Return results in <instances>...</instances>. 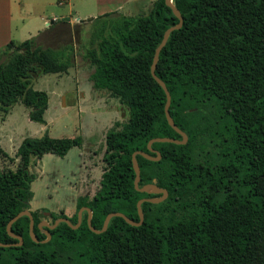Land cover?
Listing matches in <instances>:
<instances>
[{
	"label": "trees",
	"instance_id": "trees-1",
	"mask_svg": "<svg viewBox=\"0 0 264 264\" xmlns=\"http://www.w3.org/2000/svg\"><path fill=\"white\" fill-rule=\"evenodd\" d=\"M181 25L170 31L154 69L170 95L168 113L186 135L183 144L155 142L158 160L141 155L138 187L154 183L166 191L158 202L140 204L142 223L109 219L104 231L86 225V211L71 228L59 222L37 227L30 211L10 226L19 246H0V264H264V0H171ZM84 57L92 66V88L115 96L126 109L120 129L104 136L99 187L76 200L74 214L49 213L52 221L76 222L79 207L90 209V225L99 229L109 212L137 221L136 201L159 193L133 187L130 154L146 149L153 137L180 136L167 124L165 96L149 73L153 51L177 18L164 0L146 13L107 12L94 17ZM36 38L9 40L0 62V117L19 102L29 120L43 123L47 94L33 89L38 74H60L70 65L71 46L42 47ZM80 145L79 137L54 138L44 132L23 138L13 170L0 169V242L16 243L6 222L28 209L31 158L63 156ZM52 223V222H50ZM42 230L50 234L48 240Z\"/></svg>",
	"mask_w": 264,
	"mask_h": 264
},
{
	"label": "rangeland",
	"instance_id": "rangeland-1",
	"mask_svg": "<svg viewBox=\"0 0 264 264\" xmlns=\"http://www.w3.org/2000/svg\"><path fill=\"white\" fill-rule=\"evenodd\" d=\"M23 1L22 5L17 4V9H12L13 17L20 16L13 22L10 39L19 42L33 37L38 45L54 50L69 45L70 65L64 73L38 74L31 79L32 88L44 91L48 97L43 123L29 120L28 108L19 102L1 115L0 169L13 170L16 167V148L25 137H38L46 132L54 138H80V145L70 148L63 156L44 153L29 160L27 169L33 179L27 208L43 211L44 215L39 212L40 219L50 224L48 213L61 211L69 218L75 212L77 198H90L98 189L104 165L101 160L104 136L111 129L121 128L126 120V109L107 91L92 88L89 80L92 66L84 53L89 47L92 25L96 33L102 23V19L91 23L98 12L94 2L70 0L67 5L60 0ZM150 5L151 1L147 0L138 8L130 7L129 11L122 8L116 13L143 14ZM86 14L89 15L83 17ZM39 16L42 20H38ZM52 17L68 19L70 25L59 22L45 25L53 20ZM88 17L92 19L80 21ZM4 45L0 47V62L5 59Z\"/></svg>",
	"mask_w": 264,
	"mask_h": 264
},
{
	"label": "water",
	"instance_id": "water-1",
	"mask_svg": "<svg viewBox=\"0 0 264 264\" xmlns=\"http://www.w3.org/2000/svg\"><path fill=\"white\" fill-rule=\"evenodd\" d=\"M164 4L167 5L173 15L177 18V23L175 25H172L168 28H166L162 34V37H161V40L160 42L158 43V45L155 47L154 51H153V55H152V59H151V63H150V66H149V73L151 75V77L153 78V80L160 86V88L162 89L163 93H164V96H165V102H164V105H163V113H164V118L167 122V124L180 136V139H175V138H171V137H153V138H150L147 142H146V149L150 152H154L156 155L155 157H151V156H148L145 152L141 151V150H135L133 151L131 154H130V161H131V166H132V169H133V174H134V177H133V187L135 190L137 191H140V192H150V191H153V192H156V193H159L160 196L158 197H154V198H140L136 201V204H135V207H136V213H137V221H133L131 219H129L128 217H126L124 214H122L121 212H109L107 213L103 220H102V223H101V227L99 229H95L93 228L91 225H90V215H91V211L89 208L85 207V206H81L78 208L77 212H76V222L75 224H71L69 222V220L65 217H57L55 218L52 223H47L43 220L39 221L37 223V227H46L47 229H52L54 228L57 223L59 222H64L66 223L67 226L71 227V228H75L79 225L80 223V216H81V212L82 211H86V225L87 227L90 229V231L94 232V233H100L102 231L105 230L106 226H107V223L109 221V219L113 216H118V217H121L127 224L129 225H132V226H138L142 223V211L140 209V204L143 202V201H148V202H151V203H158L160 201H162L165 197H166V191L164 189H161L159 187H157L154 183H150V184H144L140 187H138V181H139V168H138V165H137V162H136V159H135V156L136 155H141L142 157H145L149 160H158L159 159V153L155 150H153L151 148V144L152 143H155V142H169V143H174V144H183L185 141H186V135L184 134V132H182L179 128H177L175 126V124L173 123L171 117L169 116V113H168V106H169V101H170V95H169V92L167 91L164 83L155 75L154 73V69H155V65H156V61H157V56H158V53H159V50L160 48L164 45L166 39H167V36L168 34L170 33V31L174 30V29H178L181 25V16L178 12V10L172 5V1L171 0H164ZM92 18L91 17H88L86 19H80V21H89L91 20ZM79 21V20H78ZM27 216L28 217V235L29 237L37 242L33 232H32V227H33V221H32V216H31V213L28 209H24V210H21L19 212H17L15 215H13L5 224V231L7 233V235H9L10 237L14 238L17 240L16 243H11V244H5V243H1L0 242V246L2 247H5V246H8V245H13V246H19L22 242L21 240V237L20 236H16V235H13L10 231V226L11 224L17 219L19 218L20 216ZM45 238L43 240H40L41 242H44L46 240L49 239L50 237V234L47 230H42Z\"/></svg>",
	"mask_w": 264,
	"mask_h": 264
},
{
	"label": "crops",
	"instance_id": "crops-1",
	"mask_svg": "<svg viewBox=\"0 0 264 264\" xmlns=\"http://www.w3.org/2000/svg\"><path fill=\"white\" fill-rule=\"evenodd\" d=\"M65 1L67 5H69L70 0H60ZM95 6L98 9L97 16L107 12H120L122 8L130 9L131 8H138L140 3L142 4L144 1L147 0H92ZM153 1V0H148ZM23 0H0V47H3L5 43H7L11 36V28H13V22L18 16H12V9H17V4L22 5ZM14 6V7H13ZM89 14L84 15L83 17ZM94 15H92L93 17ZM95 17V16H94ZM53 20H50L45 23V25L49 26L52 22H59L64 24H69L70 21L62 20V18L52 17ZM23 20V19H22ZM38 20H42V17L39 16ZM43 22V21H42ZM35 29V28H33ZM35 31V30H30ZM33 35V34H28ZM14 41V40H13Z\"/></svg>",
	"mask_w": 264,
	"mask_h": 264
},
{
	"label": "flooded vegetation",
	"instance_id": "flooded-vegetation-1",
	"mask_svg": "<svg viewBox=\"0 0 264 264\" xmlns=\"http://www.w3.org/2000/svg\"><path fill=\"white\" fill-rule=\"evenodd\" d=\"M42 214L44 215V212H42ZM48 215H49V213H48ZM50 216V215H49ZM41 220V219H40ZM51 222H52V218H51Z\"/></svg>",
	"mask_w": 264,
	"mask_h": 264
}]
</instances>
